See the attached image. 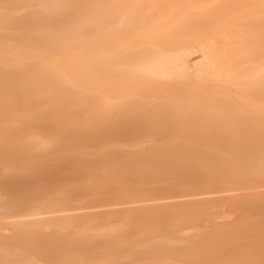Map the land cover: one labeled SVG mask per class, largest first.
Returning <instances> with one entry per match:
<instances>
[{"label":"bare ground","instance_id":"6f19581e","mask_svg":"<svg viewBox=\"0 0 264 264\" xmlns=\"http://www.w3.org/2000/svg\"><path fill=\"white\" fill-rule=\"evenodd\" d=\"M13 3L0 264H264V0H221L251 11L210 38L182 28L209 0Z\"/></svg>","mask_w":264,"mask_h":264},{"label":"rangeland","instance_id":"374dc122","mask_svg":"<svg viewBox=\"0 0 264 264\" xmlns=\"http://www.w3.org/2000/svg\"><path fill=\"white\" fill-rule=\"evenodd\" d=\"M1 1H5V0H1ZM9 1L14 2L12 5L13 7L17 6L14 10L18 9V11H20V13H23V10L20 9L22 7H20V5L18 4V0H9ZM101 1L102 0H91V3L88 5L89 6L88 11L90 12V11L94 10L95 8L98 9L99 4H101ZM133 1H135V0H133ZM220 1L221 0H209V6L205 10H203V12H204L203 15L198 16V18L195 19V21L189 20V22H187L186 24H184L182 26V28H183L184 26L190 24L186 28L185 32H188V31L189 32H196L199 29L205 30L206 32L204 33L203 37H205V38L209 37L210 38V36L212 35V29L215 26H219V27L223 28L225 32H229L230 30L236 29L239 26H241L243 24L242 22L246 23V17L249 14V11H251V9H249V8H246V9L241 8L240 10L230 9L229 6H225V5H222L221 3H219ZM169 2H173V1H169ZM227 3H228V1H227ZM140 4L141 3H137V5H135V7H139ZM127 8L131 9V8H133V6L131 7V5L129 4V6H127ZM137 10L140 11V9H137ZM164 10L166 11L167 9L164 7H160L159 9H156V15H157L156 17L160 18L162 15H164V21L162 22V18H160L159 21H161V23H158L156 26L157 28H161V32H159V33L153 32V33H155L154 38L158 41L161 40L162 37H168V36L176 37V36H178V34L180 32H182V28L179 26L182 22V19L179 21L176 20L172 24H166V26L162 25V24H165V22L169 20V17L166 15V12H164ZM138 11H137V14H138ZM139 15H141V12ZM188 28H191V30H188ZM154 153H156V152L146 154V156H149L150 158H154L156 156V154L159 155V153H156L155 156H153ZM130 156H133V155H130ZM249 179H251L250 176H249ZM254 180H252V181L255 182ZM257 180H260V179H257ZM257 180H256V183H259ZM260 207H264V205L263 204L257 205L256 210ZM219 210L224 211L227 209H224V210L223 209H216L215 211H219ZM247 211L250 213L249 208L247 209ZM239 212H242V210ZM205 215H207V213ZM150 226H152V225L150 224ZM196 231L198 232V229H195L194 231L190 232L189 234H192L193 232H196Z\"/></svg>","mask_w":264,"mask_h":264}]
</instances>
